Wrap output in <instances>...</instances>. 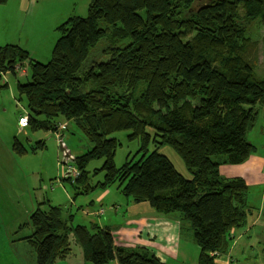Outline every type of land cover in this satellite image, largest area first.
Listing matches in <instances>:
<instances>
[{
  "label": "trees",
  "instance_id": "1",
  "mask_svg": "<svg viewBox=\"0 0 264 264\" xmlns=\"http://www.w3.org/2000/svg\"><path fill=\"white\" fill-rule=\"evenodd\" d=\"M241 3L92 0L87 18L59 26L48 63L21 47H0L1 72L28 69L17 90L28 100L33 129L58 132L61 118L74 122L92 144L67 163L63 181L76 185L77 195L88 191V163L103 159L105 180L97 186L117 182L135 204L185 221L200 248L199 264H215L228 251L231 230L246 226L250 208L245 179L222 173L253 153L249 134L264 109V75L243 56L250 39L240 22ZM244 4L245 20L264 18L263 0ZM262 52L264 57V36ZM120 132L139 139L140 148L118 168ZM166 145L182 156L190 178L159 152ZM13 147L19 155L29 151L17 139ZM44 147L40 141L31 150ZM73 169L79 176L70 181ZM63 213L54 206L32 213L29 241L37 264L68 256L71 237L93 264H169L149 244L118 246L111 227L74 226L73 216Z\"/></svg>",
  "mask_w": 264,
  "mask_h": 264
},
{
  "label": "rangeland",
  "instance_id": "2",
  "mask_svg": "<svg viewBox=\"0 0 264 264\" xmlns=\"http://www.w3.org/2000/svg\"><path fill=\"white\" fill-rule=\"evenodd\" d=\"M91 1L1 0L0 47H21L33 59L48 63L60 37L59 26L72 17L87 18ZM244 1L240 8V22L245 27V37L250 41L243 56L255 66L258 74L264 75V18L245 20ZM17 70V75L0 71V264H37V251L29 241L34 231L31 215L38 207L49 209V206L61 208L65 217L72 215L74 226L97 224L112 227L118 246L125 247L120 244L124 241L120 240L131 241L133 236L140 237L148 241L150 250L156 251L169 264H199L200 248L185 221L181 223L175 216L159 214L152 209L154 215L160 216L155 215L151 228L141 225L143 230H140V225H136L135 231L129 229V221L135 215L146 218L147 213L141 206L137 212L133 211L136 205L132 197L121 191L119 183L106 188L97 186L105 180V173L101 170L103 159H93L88 163L87 172L92 186L88 191L77 195V186L63 181L69 169L67 163H72L65 159L66 153L72 159L81 157L90 151L92 144L74 122L59 120L61 118L56 120L61 122L58 132L34 130L31 124L21 128L19 118L23 115L29 117L31 112L27 98L20 97L17 86L28 79L29 72L25 67L17 66ZM37 118L44 121L46 116ZM128 134L120 132L115 135L121 144L115 156L118 168L138 155L140 140H129ZM16 139L29 150L28 153L19 155L15 151L13 144ZM40 141L45 143V147L33 152L31 149ZM154 149L152 145L150 151ZM159 152L169 157L184 176L191 177L185 161L174 147L162 146ZM78 176L77 169H73L69 179L75 181ZM81 190L84 191L83 188ZM254 198L251 194V203ZM99 210H104L105 215L98 216ZM263 239L264 235L261 238H243L230 251L219 254L215 264H231L232 257L236 264H264ZM54 264L93 263L85 261L81 246L71 237L69 255L57 257Z\"/></svg>",
  "mask_w": 264,
  "mask_h": 264
},
{
  "label": "crops",
  "instance_id": "3",
  "mask_svg": "<svg viewBox=\"0 0 264 264\" xmlns=\"http://www.w3.org/2000/svg\"><path fill=\"white\" fill-rule=\"evenodd\" d=\"M249 140L254 147V151L251 156L242 164L222 167V173L226 177H242L245 179L248 185L247 201L250 207L248 210V219L246 226L234 228L231 230L229 236L230 247L228 251L232 249L231 247H233V245L237 244L245 237L249 239H251L252 236L261 238L264 235V109L259 115L256 126L249 134ZM251 194L255 196L252 203L249 200ZM135 205L136 206H134L133 211L137 212L139 207L141 206V209H143L147 213V217L143 218L135 215L133 219L129 221V229L135 231L136 225H140V230H143L141 225L151 228L152 220H154L155 215L158 214L154 215V211L145 203ZM111 229L113 231L112 227ZM134 237L135 236H133V240L131 239V241L120 240L124 241L120 244L127 247H132L135 245L145 246L149 244L145 239ZM230 262L231 264H236V261H234L233 257L231 258ZM114 264H117L116 261H114Z\"/></svg>",
  "mask_w": 264,
  "mask_h": 264
},
{
  "label": "built area",
  "instance_id": "4",
  "mask_svg": "<svg viewBox=\"0 0 264 264\" xmlns=\"http://www.w3.org/2000/svg\"><path fill=\"white\" fill-rule=\"evenodd\" d=\"M19 125L21 128H26L29 125V119L27 115H23L19 118Z\"/></svg>",
  "mask_w": 264,
  "mask_h": 264
},
{
  "label": "water",
  "instance_id": "5",
  "mask_svg": "<svg viewBox=\"0 0 264 264\" xmlns=\"http://www.w3.org/2000/svg\"><path fill=\"white\" fill-rule=\"evenodd\" d=\"M61 149L64 150L62 147H61ZM65 159H68V160H71V161L73 160L68 153H66Z\"/></svg>",
  "mask_w": 264,
  "mask_h": 264
},
{
  "label": "bare ground",
  "instance_id": "6",
  "mask_svg": "<svg viewBox=\"0 0 264 264\" xmlns=\"http://www.w3.org/2000/svg\"><path fill=\"white\" fill-rule=\"evenodd\" d=\"M29 118V117H28Z\"/></svg>",
  "mask_w": 264,
  "mask_h": 264
}]
</instances>
